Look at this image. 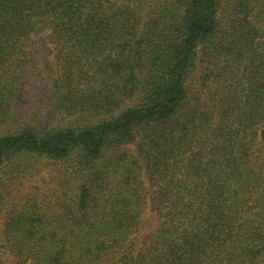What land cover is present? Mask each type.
Returning a JSON list of instances; mask_svg holds the SVG:
<instances>
[{
	"label": "trees",
	"instance_id": "16d2710c",
	"mask_svg": "<svg viewBox=\"0 0 264 264\" xmlns=\"http://www.w3.org/2000/svg\"><path fill=\"white\" fill-rule=\"evenodd\" d=\"M3 209L0 264H264V0H0Z\"/></svg>",
	"mask_w": 264,
	"mask_h": 264
},
{
	"label": "rangeland",
	"instance_id": "374dc122",
	"mask_svg": "<svg viewBox=\"0 0 264 264\" xmlns=\"http://www.w3.org/2000/svg\"><path fill=\"white\" fill-rule=\"evenodd\" d=\"M46 173H47V167L46 166H43L42 167V172L38 175H36L34 178H32L31 180L29 181H25V185L24 187H22L24 190L25 189H30L31 186L36 183L41 177H42V182H40L43 186H48V181L49 179H47L48 177L46 176ZM49 187V186H48ZM47 189V188H46ZM47 191V190H46ZM4 212H5V209L2 210V212L0 213V225L3 221V218H4ZM143 226H142V229H141V234L153 229V227H155L156 225V218H155V215L150 212V211H147L145 214H144V217H143ZM141 234L137 235V236H140ZM137 242H138V245L140 244V239L139 237H137Z\"/></svg>",
	"mask_w": 264,
	"mask_h": 264
}]
</instances>
